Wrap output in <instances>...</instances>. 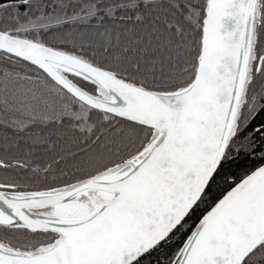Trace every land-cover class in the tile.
Wrapping results in <instances>:
<instances>
[{
  "label": "snow or ice",
  "instance_id": "1",
  "mask_svg": "<svg viewBox=\"0 0 264 264\" xmlns=\"http://www.w3.org/2000/svg\"><path fill=\"white\" fill-rule=\"evenodd\" d=\"M0 264H264V0H0Z\"/></svg>",
  "mask_w": 264,
  "mask_h": 264
}]
</instances>
